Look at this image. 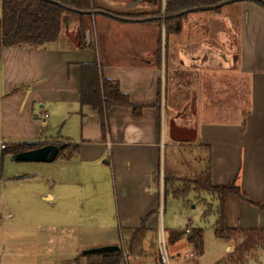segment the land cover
<instances>
[{
    "label": "crops",
    "instance_id": "1",
    "mask_svg": "<svg viewBox=\"0 0 264 264\" xmlns=\"http://www.w3.org/2000/svg\"><path fill=\"white\" fill-rule=\"evenodd\" d=\"M99 1L112 14H136L123 12L122 0ZM237 3L227 16L224 7L188 13L179 32H165V41L158 19L127 22L105 15L82 19L68 14L66 28L74 33L66 32V42L58 43L60 35L43 46L0 44V163L12 157L1 156L5 144L62 141L78 145L72 157H78L85 168L83 174H55L47 190L39 191L54 206L50 213L57 222L54 227L72 223L79 229L86 224L87 201L102 199L106 186L114 194L115 217L107 219L108 206L99 202L98 228H135L147 217L146 225L155 231L162 198L167 197L165 178L172 195L173 188L202 173L209 162L214 185L235 183L255 204L264 205V8L253 1ZM92 21L91 37L86 31ZM225 22L241 28L236 64L225 53ZM112 35L123 48L113 45ZM94 62L106 78L119 82L131 104L140 106L139 116L133 106L114 105L103 126L98 110L81 105L82 64ZM226 96L236 112L242 110L240 103H248L242 117L225 116ZM183 118L195 120L188 124L194 128L190 135V129L181 135ZM196 147L208 157L195 168L189 150ZM255 204L235 202V226L264 228V209ZM111 244L117 243L102 245ZM231 247L227 245L228 251ZM81 248L80 243L73 247L74 264L83 254ZM147 257L133 264H146Z\"/></svg>",
    "mask_w": 264,
    "mask_h": 264
},
{
    "label": "rangeland",
    "instance_id": "2",
    "mask_svg": "<svg viewBox=\"0 0 264 264\" xmlns=\"http://www.w3.org/2000/svg\"><path fill=\"white\" fill-rule=\"evenodd\" d=\"M135 1L122 0L125 7L121 10L125 13H146L143 11L147 9L146 1L139 0L138 4H134ZM236 4L238 3H230L223 6L225 8V16ZM161 6L163 7V0H159L158 2L159 9H161ZM70 15L75 17L73 13ZM161 15H163V11ZM144 24L146 25L148 22ZM66 27L64 22L60 34L62 37L58 41L59 44L63 41H68L64 38L66 32L70 31L74 33L72 29ZM93 30L94 22L92 21L86 34H91L92 37L94 35ZM162 30L163 27L161 26V33ZM240 31L241 28L236 24L225 22V53L228 54V59L234 64L237 63L239 57ZM114 35H112L111 39L113 45L123 48L124 44L120 40L114 39ZM161 35L165 41V30H163ZM76 42V40H73L71 43ZM99 44L100 42H98ZM108 45L109 40L104 42L105 47ZM114 59L118 61L116 57ZM225 93L228 94L227 91ZM227 97H225V116L229 114L236 117H240L241 115L242 117V112L248 103H240L239 106L242 107V110L240 109L239 112H236L232 109L234 106L232 99L229 96V99L226 100ZM194 122L195 120L193 119L183 118L179 124L183 128L182 133H184L181 135H185L186 129H190L188 132V135H190L191 129L194 128L188 124L193 125ZM176 124L178 123L176 122ZM74 131H76V135L78 130L75 129ZM59 143L65 147L64 154L72 152V145H67L62 141ZM185 151L181 150V152ZM189 153L192 155L193 166L195 168L207 161L208 153L199 147L191 148ZM176 155L179 162H182L180 153L177 152ZM166 166L169 169L168 160L166 161ZM84 169L83 163L78 157L65 158L63 154L58 155L52 162L14 161L12 157L3 159L0 163V173H2L0 176V264H74L70 261L72 258L70 256L74 253L73 247L75 244L80 243L83 245V248H81L82 252L84 249L97 247L93 245L103 246L102 244L107 242L117 243L121 247L125 245L124 239H127V236L116 225H109L106 226L108 228L100 229L96 225L97 222H95L96 213L99 209L96 205L99 202L102 206H108L105 214L107 219L112 220L115 217L113 209L115 202L114 194L106 186H104L102 199L87 201V214L84 216L86 224L80 225L79 229H75L72 223H65L63 227L59 228L54 227L57 222L54 221L50 214L52 213L51 211L55 212L54 206L47 203L38 194L39 191L42 193L47 190L49 179L55 176V174H61L60 172L62 171L64 174L84 173ZM37 177L40 179H35ZM90 190L91 193L94 192L92 189ZM211 197V193L205 192L199 195L191 193L189 201L173 198L172 195H167L165 200L162 198V215L160 214L159 228L153 233L148 234L150 243L144 242L142 254H131L127 258L128 264H133L137 260H142V258L145 259L146 256H148L146 264H152V260L154 264H163L158 255V238L161 227L165 230L167 240L169 231L173 229L185 230L188 227L191 230L190 232H193L195 229L203 230L204 251L202 254L197 249L199 247L198 243L195 241L189 242L188 233H185L180 241L174 242L173 246L172 243H168L171 264H225V258H228L229 252L236 246L238 240L234 242L215 236V212L218 209L216 207L218 202L213 201L214 199L212 200ZM202 198L207 199L209 208L213 210L207 216H204L207 204L202 203ZM237 200L236 196H229L226 199L227 224L230 227L235 226L233 217L234 204ZM53 244L58 247L54 249ZM229 244L232 247L228 251L227 245ZM177 249L178 252L172 254ZM186 253H193V256L185 257ZM85 262L86 260L82 257V254L75 258V264H84ZM243 264H264V246L252 249Z\"/></svg>",
    "mask_w": 264,
    "mask_h": 264
},
{
    "label": "trees",
    "instance_id": "3",
    "mask_svg": "<svg viewBox=\"0 0 264 264\" xmlns=\"http://www.w3.org/2000/svg\"><path fill=\"white\" fill-rule=\"evenodd\" d=\"M61 3V5L46 0H0V44L4 47L16 46H43L56 41L62 30V26L68 14H75L78 18H90L91 15L78 14L72 9L80 10H108L99 0H53ZM225 0H165V16L164 27L168 33H177L181 30V20L187 15L179 17L174 15L193 7L216 5ZM252 1V0H250ZM253 2L264 8L258 0ZM162 9V6H161ZM159 9L158 15L162 10ZM67 15V16H66ZM132 18H145L154 16L152 13H136V14H119ZM83 24V27H85ZM160 27L163 21L159 20ZM80 102L81 105H91L101 114L103 126L106 124V114L109 108L114 105L133 106L135 115L139 116L140 106L131 104L127 94H124L119 86V82L106 78L100 71L99 64L85 63L82 64L81 86H80ZM61 147L60 154L65 158H70L78 151V145L67 142L72 145L71 153L64 154L65 147L60 143H56ZM45 144L39 142H18L5 144L1 156L13 155L19 152L35 149ZM164 197L170 194L167 177L165 178ZM211 193L219 202L217 209V218L215 223V236L229 241H237L236 246L229 252L228 258H225V264H243L247 255L252 249L264 246V228H241L239 226L230 227L227 224L226 216V199L229 196H236L238 199L245 200L255 204L248 196L241 192L235 183L227 185H214L212 182L210 162L207 168L194 178H188L182 181V184L171 190L172 196L178 199H186L190 193ZM207 208L204 215L207 216L211 212V208L207 201L202 200ZM260 209H264V205L255 204ZM147 217L143 218L142 224L135 228H128L123 231L127 236L125 245L119 251L106 252L101 254L83 255L86 260L84 264H128V260L124 256V250L131 254H142L144 251L143 244L148 241V234L153 233L146 225ZM185 230H170L168 234V243H173L181 239ZM188 240L190 243L195 241L199 244L197 248L202 254L203 249V230L195 229L188 232ZM150 240V239H149ZM150 243V241H149ZM196 245V244H195ZM221 264V263H218Z\"/></svg>",
    "mask_w": 264,
    "mask_h": 264
},
{
    "label": "water",
    "instance_id": "4",
    "mask_svg": "<svg viewBox=\"0 0 264 264\" xmlns=\"http://www.w3.org/2000/svg\"><path fill=\"white\" fill-rule=\"evenodd\" d=\"M49 2L57 3L61 5V3L53 1V0H46ZM242 1H250V0H225L223 2H220L216 5H211V6H199V7H193L190 9L183 10L177 14H175V17L182 16L187 13L195 12V11H208V10H215L219 9L225 5H228L230 3H237V2H242ZM254 1V0H252ZM262 4H264V0H258ZM138 3V0L135 2ZM72 11L78 13V14H84V15H105L109 16L111 18H115L118 20L122 21H127V22H143V21H151V20H165L166 17L170 16H161V17H145V18H127V17H122L119 15L112 14L110 12H107L105 10H80V9H72ZM61 147L58 146L55 143H48L45 144L41 147L19 152L16 154L12 155V160L14 161H36V162H52L54 161L59 153H60ZM121 249V246L118 244H111V245H103V246H97V247H91L83 250V255H93V254H101V253H106V252H116Z\"/></svg>",
    "mask_w": 264,
    "mask_h": 264
},
{
    "label": "built area",
    "instance_id": "5",
    "mask_svg": "<svg viewBox=\"0 0 264 264\" xmlns=\"http://www.w3.org/2000/svg\"><path fill=\"white\" fill-rule=\"evenodd\" d=\"M162 11H163V14L165 12V0H163V7H162ZM163 21V30H165V27H164V19L162 20ZM162 30V32H163ZM164 41V39H163ZM4 147V145H3ZM187 232H190L189 229H187ZM123 248V246L121 247ZM168 240L166 239V233H165V230L163 229V227L160 228L159 230V238H158V255H159V258H160V261L163 262V264H171L170 263V252H169V249H168ZM124 256L125 258L127 259L129 256L128 252H126L124 250Z\"/></svg>",
    "mask_w": 264,
    "mask_h": 264
},
{
    "label": "flooded vegetation",
    "instance_id": "6",
    "mask_svg": "<svg viewBox=\"0 0 264 264\" xmlns=\"http://www.w3.org/2000/svg\"><path fill=\"white\" fill-rule=\"evenodd\" d=\"M145 1L147 3V5H146L147 10H152V14L154 15V17L165 16V13L163 15H158V11H159L158 2H159V0H145Z\"/></svg>",
    "mask_w": 264,
    "mask_h": 264
}]
</instances>
